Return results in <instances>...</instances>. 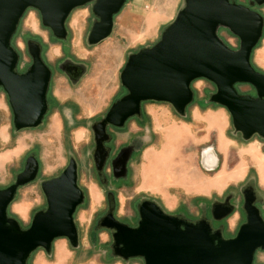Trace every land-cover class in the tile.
Returning <instances> with one entry per match:
<instances>
[{
    "label": "rangeland",
    "instance_id": "rangeland-1",
    "mask_svg": "<svg viewBox=\"0 0 264 264\" xmlns=\"http://www.w3.org/2000/svg\"><path fill=\"white\" fill-rule=\"evenodd\" d=\"M235 1L257 10L264 19V4H252L250 0ZM184 3V0H126L114 16L111 34L94 45L87 42V34L96 19L91 4L71 11L65 24V39L54 38L42 25L39 11L34 8H28L20 19L11 41L19 54L18 69L23 71L30 63L27 42L40 41L44 57L53 68L49 93L57 104L53 103L41 125L15 130L7 96L0 89V188L14 181L28 155H34L39 162L36 179L18 189L8 215L23 228L27 227L33 214L46 207L41 181L59 174L70 158L77 163L78 185L84 194L74 213L79 237L77 247H72L66 238H57L49 252L43 248L36 249L28 264H34L35 260L39 263L41 259L40 264H143L141 258L122 259L113 254L111 230L102 227L100 220L111 209L116 218L133 225L139 218L138 204L146 198L155 200L171 214L193 221L204 217L212 227L219 228L225 237H230L245 220L242 189L251 185L256 193V204L264 217V186L258 185L256 172V157L264 161V138L254 135L244 140L239 132H235L228 113L225 133L234 142L226 154L217 152L215 132L208 134L199 116L193 113L196 105L200 108L206 104L217 105L208 100L215 91V85L206 79L191 83L194 98L186 107L184 116L177 114L168 103L147 101L141 104L142 115L131 117L122 128L110 127V157L102 171L95 168L91 126L102 119L111 103L125 93L119 73L128 55L155 44ZM217 34L230 48L239 47L238 37L228 28L219 26ZM63 58L65 63L80 69L79 75L70 82L56 67ZM251 63L264 72V25L261 38L252 51ZM235 88L239 94H254L252 86L246 83H237ZM150 106L155 109L151 115L146 112ZM162 107L171 110L166 113ZM218 123V120L214 121V124ZM173 130L181 133V138L174 143L173 158H164L157 164L160 169H155L154 164L161 158L160 151L170 146ZM206 136L209 138L205 139ZM221 146L224 147L223 144ZM125 147H129L127 152H121ZM208 148L216 157L213 167L204 163L205 149ZM151 151L158 152V157L148 156ZM122 162L125 167L122 166L120 172L118 167ZM184 167L194 179L199 180L198 176L209 181L216 179V186L206 190V195L188 194L179 186L181 183L172 179L180 176ZM240 168L248 170L243 181L234 179L227 184L220 179ZM157 176L159 179L170 176L171 179L154 189L150 180ZM225 199L231 203L232 211L214 220L211 204ZM254 264H264V249L256 251Z\"/></svg>",
    "mask_w": 264,
    "mask_h": 264
},
{
    "label": "water",
    "instance_id": "water-1",
    "mask_svg": "<svg viewBox=\"0 0 264 264\" xmlns=\"http://www.w3.org/2000/svg\"><path fill=\"white\" fill-rule=\"evenodd\" d=\"M184 1L155 44L128 55L119 73L125 93L91 126L92 158L98 172L109 155L104 145L110 139L109 125L123 127L131 117H139L141 104L147 101L168 103L177 114L184 116L194 98L191 83L197 79H206L215 85L208 100L226 108L235 132L244 140L254 135L264 138V72L251 63L252 51L263 32L262 15L235 0ZM125 2L0 0V89L7 96L15 130L42 124L50 79V70L40 56L39 43L32 40L26 44L31 63L23 71L18 69L19 54L11 41L25 11L38 10L42 25L57 39H65V24L71 11L91 4L96 19L87 34V42L94 45L111 34L114 16ZM250 2L264 4V0ZM219 26L238 37L237 49L220 39ZM237 83L251 85L254 94H239L235 88ZM128 148L121 152H127ZM122 166L125 164L118 167L120 172ZM38 170L37 158L28 155L14 181L0 188V264H28L36 249L49 252L57 238H66L72 247L78 245L74 213L84 194L78 185V167L73 158L59 174L41 181L46 207L33 214L27 227L23 228L8 215L18 189L34 181ZM242 196L245 220L230 237H225L204 217L193 221L171 214L147 198L138 204L139 218L135 226L116 218L111 209L101 218L100 225L111 230L112 252L122 259L141 258L143 264H253L256 251L264 249V217L251 185L242 189ZM231 211L228 199L211 204L214 220Z\"/></svg>",
    "mask_w": 264,
    "mask_h": 264
},
{
    "label": "crops",
    "instance_id": "crops-1",
    "mask_svg": "<svg viewBox=\"0 0 264 264\" xmlns=\"http://www.w3.org/2000/svg\"><path fill=\"white\" fill-rule=\"evenodd\" d=\"M162 108L164 111H166V113L170 112V110H171L167 107H162ZM154 110L155 109H153L152 106H150V109L146 110V112H148L151 115ZM142 113H143V110H142ZM193 113H194V115L199 116V118L202 122L201 124L204 125V127L207 129L208 134H211V132H215L214 138L216 140L215 145L217 148V152H219L221 154H223V153L226 154L228 148L230 146H232L233 142H234V140H232L231 138H228L226 136V133H225V129H226L228 121H229V115H228L226 108H224L218 104L217 105L206 104V106L203 108L202 107L200 108L199 106L196 105L193 107ZM216 120L219 121L218 124H214V121H216ZM180 134L181 133L178 130H173L171 132V137L169 140L170 146H168V149L164 148L162 151H160L161 156H159V157H161V158L158 162H156L154 164V166H156L155 169H160L161 166H157V164L161 163V161L164 158L168 157V158H170V160L173 158V153H174V148H175L174 143H176V141L179 138H181ZM206 138L208 139L209 137L206 136L205 139ZM221 144H223L224 147L221 146ZM208 149H205L206 151L205 150L204 151H205V154L209 153V156L212 159V162H211L212 164L206 165V163H205V165L208 167H213V165H215V162H216V157H215L214 153L211 151V148H208ZM157 153L158 152H154V151L152 152L151 151L148 154V156L158 157ZM252 155L256 156L255 153H253ZM256 159H258V168L256 167L257 177L259 179L258 185H260L262 187V186H264V161L262 159H260L259 156L256 157ZM173 161H174V159H173ZM204 162H205V159H204ZM180 163H182V160ZM165 169H163V171ZM166 170H169V169H166ZM187 170H188V168L184 167L183 170H181L182 174L180 176L177 175L176 177H173L172 179L181 183L179 186H182V188H184L188 194H193L192 196H197V197L201 196V195H206L207 194L206 190L216 186V179H214L213 181L212 180L209 181L204 177L198 176L199 180H197V179L192 178L190 176L191 173H189V171H187ZM247 174H248V170L243 171V169L240 168L239 170H236L234 174L226 173L220 179H222V181L225 180V182H227V184H230V183L235 181L234 179H236V182H238L240 180L243 181L246 178ZM170 179H171L170 176L165 178V179H163V178L159 179L158 176L156 179L152 178L150 180L151 187L154 189H158L159 187H162L163 185L167 184V182H169ZM41 262H42V259L39 261V263H38V260H35L34 264H40ZM118 264H120V263H118Z\"/></svg>",
    "mask_w": 264,
    "mask_h": 264
},
{
    "label": "flooded vegetation",
    "instance_id": "flooded-vegetation-1",
    "mask_svg": "<svg viewBox=\"0 0 264 264\" xmlns=\"http://www.w3.org/2000/svg\"><path fill=\"white\" fill-rule=\"evenodd\" d=\"M49 31H50V29L49 28H47ZM51 32V31H50ZM51 34H52V32H51ZM52 36H53V34H52ZM54 37V36H53ZM54 38H56V37H54ZM38 43H39V47H40V56H41V58H42V60H43V62L46 64V66L49 68V70H50V79H49V83H48V88H47V91H46V101H47V110H46V113H45V115H44V117L48 114V112H50V109H51V107L53 106V103H54V105H56L57 104V101H56V99L54 98V97H50V85H51V81H52V76H53V68L51 67V65L49 64V62L45 59V57H44V47H43V45H42V43L40 42V41H38ZM29 55V54H28ZM30 56V55H29ZM30 59H31V57H30ZM66 61H65V58H63L61 61H59L58 63H57V69L60 71V72H62L63 74H65V76L68 78V80H69V82L71 81L70 79H74V78H76L78 75H77V73H78V70H79V67L78 66H76V65H73V64H69V63H65ZM30 63H31V60H30ZM29 63V64H30ZM28 66V65H27ZM9 105V104H8ZM10 108V107H9ZM11 110V109H10ZM122 128V127H114V126H111V125H109L108 126V128H107V130H108V133L110 134V129L109 128ZM112 138H113V136H112ZM110 139H111V134H110ZM110 139L108 140V141H105L104 142V145L109 149V155H108V157H107V159H106V161H105V164H106V162L108 161V159H109V157H110V153H111V151H112V148H111V145H110ZM94 141V140H93ZM137 224V222L135 223V224H133V225H131V226H135ZM254 260H255V257H254ZM254 264V263H253Z\"/></svg>",
    "mask_w": 264,
    "mask_h": 264
},
{
    "label": "bare ground",
    "instance_id": "bare-ground-1",
    "mask_svg": "<svg viewBox=\"0 0 264 264\" xmlns=\"http://www.w3.org/2000/svg\"><path fill=\"white\" fill-rule=\"evenodd\" d=\"M204 159H205V162L204 163H206V165H210V164H212L211 162H212V159H211V157L209 156V153H206L205 155H204ZM210 169V168H209Z\"/></svg>",
    "mask_w": 264,
    "mask_h": 264
}]
</instances>
